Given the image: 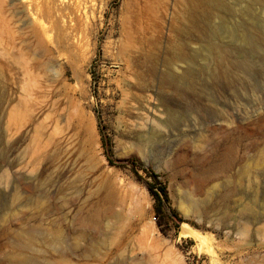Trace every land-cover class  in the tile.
Listing matches in <instances>:
<instances>
[{
  "label": "rangeland",
  "instance_id": "obj_1",
  "mask_svg": "<svg viewBox=\"0 0 264 264\" xmlns=\"http://www.w3.org/2000/svg\"><path fill=\"white\" fill-rule=\"evenodd\" d=\"M185 2L94 0L79 43L0 48V264L27 241L44 264L54 237L71 263L119 244L135 264H264V47L243 46L237 16H212L231 51L229 74L212 77L205 44L182 33ZM251 16L264 29V0ZM167 60L178 89L160 81ZM149 183L165 188L160 210Z\"/></svg>",
  "mask_w": 264,
  "mask_h": 264
},
{
  "label": "bare ground",
  "instance_id": "obj_2",
  "mask_svg": "<svg viewBox=\"0 0 264 264\" xmlns=\"http://www.w3.org/2000/svg\"><path fill=\"white\" fill-rule=\"evenodd\" d=\"M241 1L245 2L241 10H237L225 0H186L185 2L183 13L187 26L182 30V33L190 35L192 31L193 37L205 44L206 58L214 64L212 71L210 72L209 70L212 77H224L230 72V68L226 64L230 60V50L213 41L217 24L212 22V16L218 18L219 23L222 22L223 24L227 16H237L240 21L238 23L237 19L235 23L237 22L236 24H238V29L241 33L240 37L244 42L243 46L251 50H257L261 45L264 47V29L261 27V30H255L252 28L251 19L249 20L252 17L251 6L255 0ZM92 2L94 0H0L1 50L5 52L9 48L14 49L18 44H25L29 47L31 46L30 43L36 44V47L43 50L45 48L44 39L50 40V38L55 47H60L64 42L62 40H70L75 44L79 43L78 40L81 34L88 29V17L86 16L85 8ZM14 10H17V14L20 13L21 15L16 17ZM234 26L236 27V25ZM174 59L186 64L183 76L191 81L187 83V87L191 88L194 86L192 79L195 74V70L192 67L194 64L193 56L184 51V49L179 48L175 52ZM164 66L165 71L160 75L162 84H168L176 89L180 88L179 80L177 81V77L173 74L174 65L172 60H167ZM201 68L204 69L205 67L201 65ZM151 69L153 70V65ZM3 75L4 73L2 74V71H0V77H3ZM161 104L166 111L168 107L162 102ZM2 138L3 136L0 134V140ZM138 146L140 147L141 145ZM186 196L188 197V195ZM245 198L248 199L251 206L256 205L253 201V195L245 196ZM185 202L188 211L198 215L201 213L202 208L197 205L198 203L196 204L190 199H185ZM251 208L241 205L239 207L241 210L239 211L242 215L247 211L253 213L254 211ZM263 218L261 217V219ZM96 230L98 231V228ZM181 232L183 234L192 233L201 242L205 241L204 237L191 231L185 223L182 224ZM66 247L65 239L60 237L51 239L45 254L52 251L54 256L49 257L44 264H79L71 263L66 255ZM118 247L119 244H116L114 250L109 252H98L95 248L91 249L87 255L83 256V263L81 264H135V258L133 259L131 255L126 257L122 255V252L118 254ZM37 251L41 252V250L33 247L32 241L24 242L23 245L15 247L11 252L10 264H37L36 256H32L33 252Z\"/></svg>",
  "mask_w": 264,
  "mask_h": 264
},
{
  "label": "trees",
  "instance_id": "obj_3",
  "mask_svg": "<svg viewBox=\"0 0 264 264\" xmlns=\"http://www.w3.org/2000/svg\"><path fill=\"white\" fill-rule=\"evenodd\" d=\"M152 178L154 179V182L156 183V176L154 174H151ZM148 190L150 191L154 202H155V208L157 210H160L162 206V199L167 198L166 191L163 185L160 184L158 189L156 190L153 184H148Z\"/></svg>",
  "mask_w": 264,
  "mask_h": 264
}]
</instances>
